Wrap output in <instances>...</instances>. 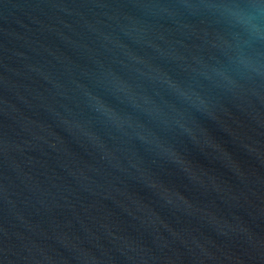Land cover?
<instances>
[{"label": "water", "instance_id": "water-1", "mask_svg": "<svg viewBox=\"0 0 264 264\" xmlns=\"http://www.w3.org/2000/svg\"><path fill=\"white\" fill-rule=\"evenodd\" d=\"M253 0H0V264H264Z\"/></svg>", "mask_w": 264, "mask_h": 264}, {"label": "clouds", "instance_id": "clouds-1", "mask_svg": "<svg viewBox=\"0 0 264 264\" xmlns=\"http://www.w3.org/2000/svg\"><path fill=\"white\" fill-rule=\"evenodd\" d=\"M232 16L253 38H264V0H253L248 8L233 11Z\"/></svg>", "mask_w": 264, "mask_h": 264}]
</instances>
